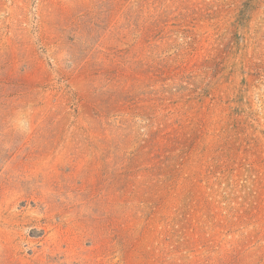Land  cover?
Instances as JSON below:
<instances>
[{"label":"rangeland","instance_id":"obj_1","mask_svg":"<svg viewBox=\"0 0 264 264\" xmlns=\"http://www.w3.org/2000/svg\"><path fill=\"white\" fill-rule=\"evenodd\" d=\"M262 239L264 0H0V264H264Z\"/></svg>","mask_w":264,"mask_h":264},{"label":"trees","instance_id":"obj_2","mask_svg":"<svg viewBox=\"0 0 264 264\" xmlns=\"http://www.w3.org/2000/svg\"><path fill=\"white\" fill-rule=\"evenodd\" d=\"M246 213H248V212H246ZM250 235V234H249ZM249 235L247 236V238H246V241L248 242V244L246 243L244 246L246 247V249H245V251L246 252H248V251H252L253 252V249H254V247L256 246V245H253L252 244V240L251 239H249L250 237H249ZM264 239H262V240H256V243L257 244H260L262 241H263ZM260 261H264V256H262V259L260 260Z\"/></svg>","mask_w":264,"mask_h":264},{"label":"clouds","instance_id":"obj_3","mask_svg":"<svg viewBox=\"0 0 264 264\" xmlns=\"http://www.w3.org/2000/svg\"><path fill=\"white\" fill-rule=\"evenodd\" d=\"M18 130L21 131V132H23V133H25V134H27V133L30 131V122H28V121H24V122L20 125V127H19Z\"/></svg>","mask_w":264,"mask_h":264}]
</instances>
